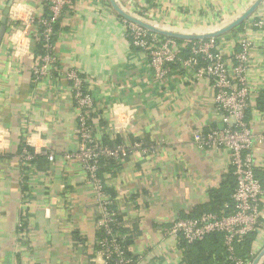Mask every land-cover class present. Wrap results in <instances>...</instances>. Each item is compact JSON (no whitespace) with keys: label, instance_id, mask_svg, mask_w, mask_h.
Masks as SVG:
<instances>
[{"label":"crops","instance_id":"1","mask_svg":"<svg viewBox=\"0 0 264 264\" xmlns=\"http://www.w3.org/2000/svg\"><path fill=\"white\" fill-rule=\"evenodd\" d=\"M74 1L57 25V64L36 79L40 32L27 22L47 16L49 6L46 0H0V21L9 9L0 41V264H107L98 249L103 211L81 163L70 158L79 148L78 112L65 78L70 69L91 82L103 123L98 132H111L116 120L128 148L101 178L123 226L140 232L128 247L133 264H188L182 242L169 232L173 223L211 212L223 184L232 202L236 187L229 151L197 144L199 128L221 125L212 83L179 66L158 80L109 0ZM116 1L182 35L214 33L258 2ZM263 20L264 0L241 27L215 40L227 58L240 52L243 38L253 44L247 77L255 98L247 120L255 136V174L264 187V28L254 26ZM28 140L36 158L26 167L20 156ZM261 211L264 222V198ZM259 247L258 257L264 228L253 251Z\"/></svg>","mask_w":264,"mask_h":264},{"label":"built area","instance_id":"2","mask_svg":"<svg viewBox=\"0 0 264 264\" xmlns=\"http://www.w3.org/2000/svg\"><path fill=\"white\" fill-rule=\"evenodd\" d=\"M46 3L49 6V14L39 20L31 18L27 22L28 25L39 29L44 45V54L40 56L33 69L36 79L47 74L57 64L54 48L57 35L55 29L64 13L75 6L74 0H46ZM140 10L135 8L129 13L149 23V14L145 12L143 15ZM122 20L128 39L133 47L149 60L150 67L158 80H162L168 74L170 66H179L198 79L205 78L211 81L215 94V110L221 125L207 132L199 128L196 131L197 144L208 149H225L230 153V165L236 182L232 203L225 205L219 213L205 212L197 218L177 220L169 232L187 244L202 242L213 234H220L224 236L228 262L254 264L262 251L261 247L254 250L247 258L235 255L237 244L244 242L255 232L260 234L264 228L261 214L264 187L255 174L252 154L255 136L247 120L252 100L255 98L247 77L251 68L253 44L250 39L243 38L240 41V52L233 53L227 58L218 49L215 39L186 40L182 43L176 39L160 36L126 19ZM154 26L161 30L166 29L159 25ZM254 26L263 29L264 20L256 22ZM65 78L71 83L78 112L79 148L70 158H75L81 163L87 181L93 188L103 211L101 224L106 237L98 243L101 247L100 251L104 254L107 264L110 262L133 264L134 259L127 255L128 249L125 250L121 244V239L124 238L115 234L114 226H119L120 223L117 213L110 209L111 202L105 190V181L99 176L102 160L117 161L128 148L123 143L112 147L104 144L105 139L112 141L123 135L116 120L111 132L108 130L98 132L99 110L91 92L90 80L83 77L77 69L67 71ZM30 145L28 140L20 156L26 167L36 158ZM45 154L50 161H54L51 152Z\"/></svg>","mask_w":264,"mask_h":264},{"label":"trees","instance_id":"3","mask_svg":"<svg viewBox=\"0 0 264 264\" xmlns=\"http://www.w3.org/2000/svg\"><path fill=\"white\" fill-rule=\"evenodd\" d=\"M57 27L55 29V32L57 33ZM39 42V48L41 50V54H44V45L42 42V39L40 36L37 37ZM100 125H102V121L99 120ZM119 138V137H118ZM105 145H108L110 147L121 144L120 138L116 140L115 142L109 141L105 139L104 141ZM102 167L99 171V176L101 177V174L108 172L110 169L116 168V164H114L113 161H104L101 162ZM27 171V169L24 171ZM231 186V185H230ZM233 187V184H232ZM227 188L226 184H223L222 188L213 195V207L211 209V212L218 213L223 208V202L230 201V195L225 194V190ZM235 188V186H234ZM106 193H107V187H106ZM234 191V190H233ZM232 203V202H231ZM111 210L114 211L110 207ZM117 213V212H116ZM118 222L120 223L119 226H114L115 234L119 235V237H123L124 239L122 241V246L124 249H128V247L133 244L135 238L138 237L140 232L137 228H134V230L126 229L123 225V217L117 213ZM259 236L258 232H255L251 235H249L244 242L237 244L235 247V255L240 258H247L249 255L253 252L254 242L256 241L257 237ZM106 237L104 229L101 230V233L98 238L99 241L103 240ZM181 248L185 251L186 254V260L188 264H231L227 261L228 253L226 250V247L224 246V236L220 234H213L209 237H207L202 242H196L193 244H187L183 240H181ZM98 249L101 250V247L98 244ZM127 255L129 256V253L127 252ZM109 264H113L110 262Z\"/></svg>","mask_w":264,"mask_h":264},{"label":"water","instance_id":"4","mask_svg":"<svg viewBox=\"0 0 264 264\" xmlns=\"http://www.w3.org/2000/svg\"><path fill=\"white\" fill-rule=\"evenodd\" d=\"M113 9L123 18L126 19L130 22H133L151 32H154L160 36H164V37H168V38H172V39H176V40H193V41H197V40H208V39H217L220 38L236 29H238L239 27H241L246 21H248L252 15L255 13L256 9L259 7V5L261 4L262 0H258V2H256V4H254V6L248 10L245 14H243L241 17H239L237 20H235L234 22L230 23L229 25L225 26L224 28L211 33V34H207V35H182V34H177L174 32H170L167 30H161L159 28H157L156 26H154L153 24L144 22L140 19H137L135 17H133L130 13L126 12L123 10V8L118 4V2L116 0H109ZM8 16H9V9H7L4 13L3 18L0 21V41L3 39L5 32H6V28H7V22H8ZM264 255L261 254L256 261L254 262V264H259L262 256Z\"/></svg>","mask_w":264,"mask_h":264}]
</instances>
